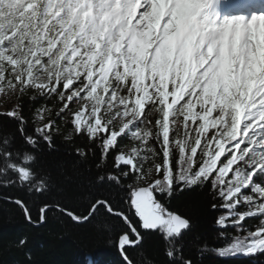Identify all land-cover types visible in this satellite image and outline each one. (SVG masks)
I'll list each match as a JSON object with an SVG mask.
<instances>
[{"label": "snow or ice", "instance_id": "snow-or-ice-1", "mask_svg": "<svg viewBox=\"0 0 264 264\" xmlns=\"http://www.w3.org/2000/svg\"><path fill=\"white\" fill-rule=\"evenodd\" d=\"M220 2L0 0V91L44 101L34 134L22 106L7 113L23 145L0 137V183L44 191L30 150L51 147L56 133L79 135L88 150L77 154L99 151L96 181L118 187L127 208L109 199H96L85 216L56 208L78 223L100 208L121 217L135 234L119 237L122 253L143 239L130 213L163 237L171 264H193L182 252L190 221L168 205L199 189L219 212L214 239L224 246L205 241L198 253L264 255V12L221 20ZM110 157L114 171L105 172ZM51 207L40 208L38 223Z\"/></svg>", "mask_w": 264, "mask_h": 264}, {"label": "trees", "instance_id": "trees-1", "mask_svg": "<svg viewBox=\"0 0 264 264\" xmlns=\"http://www.w3.org/2000/svg\"><path fill=\"white\" fill-rule=\"evenodd\" d=\"M42 103L44 101L39 98L32 101L30 95L20 97L18 92L12 102L14 110L22 106L23 115L29 121L26 125L29 134H34L33 128L38 125L31 122L34 109ZM18 126L17 120L0 114V137L12 134L15 148L23 145ZM77 147L87 151V139L75 135L67 141L62 134L56 133L51 147L41 141L37 149L30 150L36 156L33 170L47 181L42 192L30 191L19 183L7 186L0 183V264H125L119 254V237L128 234L130 239H135V236L122 219L100 208L87 221L74 223L56 208L59 205L85 216L96 199H109L118 207L127 208L122 199L124 193L118 187L96 181L98 170L95 164L99 151L95 156L89 154L86 159H81L75 150ZM112 165L113 158L110 157L104 171H114ZM15 200L26 204L35 223L25 218ZM45 204L52 207L46 213V221L38 223L40 208ZM168 206L190 221L191 228L182 237V252L193 264H264V255L222 258L214 252H206L203 256L198 253L197 247L203 246L205 241L209 248L224 246L223 240L214 239L223 229L215 225L219 212L211 209V200L205 191L177 192L169 198ZM126 214L130 215L133 226L143 237L138 245L124 248L123 254L128 260L132 264H148V261L171 264L165 255L163 237L154 231L144 230L138 218ZM22 238L26 243L20 246L18 241Z\"/></svg>", "mask_w": 264, "mask_h": 264}, {"label": "rangeland", "instance_id": "rangeland-1", "mask_svg": "<svg viewBox=\"0 0 264 264\" xmlns=\"http://www.w3.org/2000/svg\"><path fill=\"white\" fill-rule=\"evenodd\" d=\"M17 92H11L9 90L0 91V114H5L14 110L12 102L15 99ZM39 124V122L37 121Z\"/></svg>", "mask_w": 264, "mask_h": 264}, {"label": "water", "instance_id": "water-1", "mask_svg": "<svg viewBox=\"0 0 264 264\" xmlns=\"http://www.w3.org/2000/svg\"><path fill=\"white\" fill-rule=\"evenodd\" d=\"M15 203V202H14ZM112 215V214H111ZM115 216V215H114ZM116 217H118V218H120V219H122L121 217H119V216H116ZM70 218V217H69ZM71 219V218H70ZM123 220V219H122ZM73 221V220H72ZM74 223H78V222H75V221H73ZM83 223V222H82ZM130 232H131V230H130ZM131 234H133V233H131ZM133 235H135V234H133ZM138 245V244H137ZM125 247H133V246H125ZM119 254H120V256H121V259L124 261V263L125 264H127V261L124 259V254L122 253V251H121V249H120V246H119Z\"/></svg>", "mask_w": 264, "mask_h": 264}, {"label": "bare ground", "instance_id": "bare-ground-1", "mask_svg": "<svg viewBox=\"0 0 264 264\" xmlns=\"http://www.w3.org/2000/svg\"><path fill=\"white\" fill-rule=\"evenodd\" d=\"M119 246V245H118Z\"/></svg>", "mask_w": 264, "mask_h": 264}]
</instances>
